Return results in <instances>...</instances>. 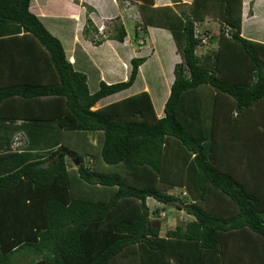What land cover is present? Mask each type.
<instances>
[{"label":"trees","instance_id":"trees-1","mask_svg":"<svg viewBox=\"0 0 264 264\" xmlns=\"http://www.w3.org/2000/svg\"><path fill=\"white\" fill-rule=\"evenodd\" d=\"M137 2L143 27L170 30L181 57L162 118L147 91L93 109L130 89L146 57L132 59L127 81L91 93L31 0H0V22L24 30L10 38L24 49L0 53L10 82L0 108L25 106L0 118L54 122L62 139L0 175V264H264V44L242 36L243 0L181 11ZM87 10L83 34L100 45ZM207 19L221 25L217 48L199 55L196 24ZM107 37L124 42V25ZM16 155L0 153V166ZM148 199L194 220L162 235Z\"/></svg>","mask_w":264,"mask_h":264},{"label":"crops","instance_id":"crops-1","mask_svg":"<svg viewBox=\"0 0 264 264\" xmlns=\"http://www.w3.org/2000/svg\"><path fill=\"white\" fill-rule=\"evenodd\" d=\"M173 1L177 2L174 4L172 0H155V7L170 5L178 11L179 6H188L193 2V0ZM136 4L137 10L133 9L135 6L123 9L119 0H31L30 10L42 21L51 34L62 42L67 59L73 64L75 70L88 76L91 93L99 89L102 81L108 84L127 81L132 71V59L146 57L147 60L140 66L138 78L130 89L101 100L93 109L97 110L109 103L147 91L152 98L158 118H162L165 116V104L175 80L174 68L181 62V57L177 52L170 30L153 26H149L147 29L143 27L138 6L140 3ZM88 7L95 10L90 14L91 20L100 32H104L94 35V37L101 36L102 43L100 45L94 44L90 38L83 34ZM251 9L253 15H250ZM181 10L184 9L181 7L179 11ZM242 18V36L264 44V0H243ZM117 20H120L119 23L124 25L127 32L124 42L107 37L109 35V31L106 32L107 26L109 24L114 26ZM128 21L135 23L134 33L129 31ZM198 25L207 27L205 33L213 34V36L220 32L221 25L216 20L207 19ZM213 29H217L218 34H215ZM16 35H24V30L19 29L16 25L0 22V53L10 57L15 51L14 48H23L17 41L10 39ZM140 40L145 42L143 46L140 44ZM0 61L4 62L2 57H0ZM8 65L10 64L8 63ZM1 66L0 83H10L7 79L9 76L6 67L8 68V66L6 64ZM4 69L5 73H3ZM146 73L151 74L147 77ZM24 108L25 106L13 103L2 106L0 112L6 115L22 114ZM20 137L26 139V144L16 148L14 140ZM37 140H43V143L40 146L36 145ZM61 140V130L54 122L0 118V153H17L16 156L4 161L5 163L3 162L4 166H0V173L16 169L26 159L46 158L52 150L61 145ZM34 156L37 157L33 158ZM192 220H194L193 217L186 223ZM244 260L243 258L242 261Z\"/></svg>","mask_w":264,"mask_h":264},{"label":"rangeland","instance_id":"rangeland-1","mask_svg":"<svg viewBox=\"0 0 264 264\" xmlns=\"http://www.w3.org/2000/svg\"><path fill=\"white\" fill-rule=\"evenodd\" d=\"M119 1H120V4H122L123 9H127L128 7L131 8V7L135 6V5H137L136 4L137 0H119ZM172 2H173V0H172ZM173 3L175 4V2H173ZM181 7L183 9H185V10L189 9L188 6L183 5V6H179L178 7V11H179V9ZM133 9L137 10L136 6L133 7ZM119 21L120 20H117V23L115 25H121V23H119ZM141 22H142V18H141ZM134 25H135V23L132 22V21H128V23H127V27H128V29H129V31L131 33H134ZM196 25H198V24H196ZM198 27L203 33H205L207 31V27H203V26H199V25H198ZM113 28H114L113 24H111V26L109 24V26H107L106 32L109 31V34H111V32L113 31ZM212 31L216 32L215 34H218L217 33V31H218L217 29L216 30L213 29ZM216 36H218V35H216ZM216 42H217V40L213 41V43H209L203 49H199L198 50L199 55H205V54L209 53L210 51H212L213 49L217 48ZM143 44H145V42ZM143 44H142V46H143ZM157 87L159 88L160 85L157 86ZM157 105H158V103H157ZM20 138H22V137H20ZM42 143H43V140H39L35 144L36 145L39 144V146H40ZM66 143L70 146L68 139H66ZM36 157L37 156H34L33 158H36ZM33 160L34 159H32V158L31 159H26V161H24V163L21 164L18 167H21L24 164H26L27 162L33 161ZM2 166H4V165H1V167ZM71 166H73V164H71ZM6 170H8V169H6ZM15 170H17V169H14L12 171H5V174L11 173V172H13ZM2 174H4V173H0V175H2ZM177 191H178V189H172L171 193L177 194L178 193ZM148 205H149L151 211H153L154 209H159L160 210L161 216H159V217L163 220L162 235H165L166 232L169 231L170 229H175L177 225H182V224L184 225V224H186L187 221L192 219V217L187 215L185 211L179 210L174 205H163V204H160V203L156 202L153 199H148ZM152 217H154V216L152 215Z\"/></svg>","mask_w":264,"mask_h":264},{"label":"built area","instance_id":"built-area-1","mask_svg":"<svg viewBox=\"0 0 264 264\" xmlns=\"http://www.w3.org/2000/svg\"><path fill=\"white\" fill-rule=\"evenodd\" d=\"M196 37L201 40V45H207L210 39V35L207 34H203L201 32V30L199 29V27H196V32H195ZM141 43H144L143 41H141Z\"/></svg>","mask_w":264,"mask_h":264},{"label":"clouds","instance_id":"clouds-1","mask_svg":"<svg viewBox=\"0 0 264 264\" xmlns=\"http://www.w3.org/2000/svg\"><path fill=\"white\" fill-rule=\"evenodd\" d=\"M198 25H196V27H197ZM100 32V31H99ZM202 32V31H201ZM100 33H104V32H100ZM203 33V32H202ZM203 34H207V35H210V38L212 37V34H208V33H203ZM141 41H143V40H140L139 42H140V44L142 45L143 43H141ZM144 42V41H143ZM210 43V39H209V42H208V44ZM207 44V45H208ZM204 47H206V45H200L199 46V48H198V50L199 49H203ZM199 54V53H198Z\"/></svg>","mask_w":264,"mask_h":264}]
</instances>
